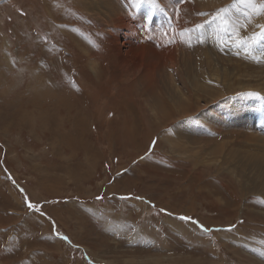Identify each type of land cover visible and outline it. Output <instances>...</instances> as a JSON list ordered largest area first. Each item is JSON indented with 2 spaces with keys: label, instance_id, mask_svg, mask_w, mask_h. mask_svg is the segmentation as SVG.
<instances>
[{
  "label": "rangeland",
  "instance_id": "rangeland-1",
  "mask_svg": "<svg viewBox=\"0 0 264 264\" xmlns=\"http://www.w3.org/2000/svg\"><path fill=\"white\" fill-rule=\"evenodd\" d=\"M177 1L125 61L87 0H0V264H264V0Z\"/></svg>",
  "mask_w": 264,
  "mask_h": 264
},
{
  "label": "bare ground",
  "instance_id": "bare-ground-1",
  "mask_svg": "<svg viewBox=\"0 0 264 264\" xmlns=\"http://www.w3.org/2000/svg\"><path fill=\"white\" fill-rule=\"evenodd\" d=\"M80 1V0H79ZM147 0H144V2L142 3V5L139 7V8H135L133 7V4L131 2V0H87V3L90 4L91 6V9L94 11V14L98 20L100 21L101 25L105 27L106 29V33H105V38L108 39L111 43V46L110 48L108 49V51L110 52H117L120 54V57L123 58V60L125 59V61L128 59L132 60L134 58H144V55L147 54V56L149 55V58H150V55H153L154 53H158L162 47L160 48V46L162 45V43H164V39L167 40L166 38H168V42L165 45V48H168V47H176L178 48L179 46H177V44H175V34H179L181 35V33L178 31L182 28V26H188L190 24V18L189 16H187L186 14L184 15L183 11H177L178 9H176V12H175V8L178 6V5H175L174 3L176 2H179L177 0H171V3L170 5L172 6H175L170 9H172L173 11V14H172V18L174 16V23L173 21L170 22V24H172V27H171V32L168 34V35H171L173 36L172 38L170 37H167V36H163V34L165 33V31L168 30V28H165L164 32H160V30H157L156 32H152L151 31V28L152 29H156V27L158 26V23L157 22H153V19L150 17V14L152 13L150 11L151 9V5L148 6L147 3H146ZM168 1V0H167ZM187 1V0H186ZM151 2V1H150ZM156 2V0H155ZM160 2H163V1H160ZM183 2V1H182ZM164 3V2H163ZM162 3V4H163ZM160 4V3H159ZM181 4V2H180ZM164 6H167L166 3L163 4ZM194 5V4H192ZM190 6V4L188 5ZM161 7V6H160ZM192 8V6H191ZM190 9V8H189ZM168 10V9H167ZM180 10H182L180 8ZM149 11V12H148ZM169 12V11H168ZM171 12V11H170ZM176 13V14H175ZM97 20V19H96ZM172 20V19H171ZM99 27V26H98ZM158 29V28H157ZM98 30V29H97ZM163 36V37H162ZM183 37V34L181 35ZM185 36V35H184ZM169 38L171 39V41H169ZM188 38V37H186ZM163 39V40H162ZM179 41H181L180 43H182L183 40H178V44H179ZM177 42V41H176ZM184 43L183 44H179L180 46H186L187 45V42L183 41ZM82 43V42H81ZM81 46V45H80ZM183 47V48H184ZM139 48V49H138ZM174 48V49H176ZM180 49V48H179ZM189 49V48H188ZM88 52L89 50L86 49ZM71 52V51H70ZM171 52H175L174 50H168L166 49V53L170 54ZM90 53V56L92 58H90L88 61H89V65L92 67V68H96V63H97V60L100 61L102 58H105L106 57V52H99V53H95L96 55H94L92 52H89ZM108 53V52H107ZM73 55V53L69 54L68 56L71 58V56ZM175 55V54H174ZM155 56V55H154ZM157 56H155L156 58ZM72 58H74V56H72ZM67 59V58H66ZM76 59V58H75ZM166 59V57H165ZM162 60V59H158V67H166L168 72L170 74L174 73L173 70L170 69L171 66H175L178 64V61L177 58H170V60L172 61V63L170 64L169 68L167 67L168 64H167V61ZM147 60V59H145ZM144 60V61H145ZM66 61V60H65ZM75 61V60H74ZM140 61V60H139ZM67 62V61H66ZM103 62V61H102ZM148 62V61H147ZM64 63V62H63ZM130 63V62H129ZM135 63V62H134ZM156 63V62H155ZM59 64V63H58ZM98 65V64H97ZM129 65V64H128ZM142 65V64H141ZM145 65V64H144ZM71 66V64H70ZM147 66V65H145ZM157 64L154 65V66H150L147 70L148 72L150 73V75H148L149 73L148 72H143L141 75V78L142 80H147L145 85H147L150 89L152 88L153 91H154V86L156 85V82H157V87H158V90L162 93H164L165 95H167V88L164 89L166 91H164L163 89H160L161 88V84L162 83H166V82H161L160 84V81H158L156 79V75H157ZM129 67V66H127ZM72 68V67H71ZM144 68V66H143ZM147 68V67H146ZM54 69V68H53ZM74 69V68H73ZM136 69H139L138 65L134 66L132 69L130 70H127V72H130L132 70H135ZM142 69V67H141ZM161 69V68H160ZM76 70V69H75ZM84 70V69H82ZM124 70V69H123ZM55 71V70H54ZM144 71V69H143ZM159 71V70H158ZM75 72V71H74ZM95 72H98L95 70ZM138 72V71H137ZM71 73V72H70ZM139 73V72H138ZM148 73V74H147ZM134 74V73H133ZM68 75V74H67ZM66 75V76H67ZM126 75V74H125ZM132 75V73H131ZM149 76L148 78L149 79H145V77ZM174 75V74H173ZM172 75V76H173ZM53 76V74H52ZM65 76V77H66ZM163 76V75H162ZM71 77V75H70ZM140 77V76H139ZM51 78V77H50ZM159 78V77H158ZM76 79V78H75ZM128 79V77L126 78ZM130 79V78H129ZM128 79V80H129ZM72 80V79H71ZM84 80V79H83ZM131 80V79H130ZM161 80V79H159ZM169 80V79H168ZM76 81V80H75ZM80 81V80H79ZM161 81H164V79H162ZM174 81V80H173ZM71 82V81H70ZM74 82V81H73ZM82 82V81H80ZM72 83V82H71ZM85 83V82H84ZM139 83V82H138ZM143 83V82H142ZM169 83V82H167ZM166 83V84H167ZM172 84H174L173 82H171ZM76 84V83H75ZM141 84V83H140ZM171 84V85H172ZM139 85V84H138ZM144 86V84H141ZM163 85V84H162ZM175 85H176V81H175ZM93 86V85H92ZM137 86V85H136ZM168 86V85H167ZM166 86V87H167ZM170 86V84H169ZM81 87V86H80ZM83 87H86V85L84 84ZM146 87V86H145ZM174 87V86H173ZM87 88V87H86ZM93 88V87H92ZM142 88V87H141ZM77 89V88H76ZM82 89V88H81ZM89 89V88H88ZM137 89V88H136ZM135 89V90H136ZM140 89V88H139ZM146 89V88H145ZM149 89V90H150ZM170 89V88H169ZM85 90V89H84ZM86 91V90H85ZM89 91V90H88ZM152 91V92H153ZM156 91H157V88H156ZM147 92V91H146ZM151 92V93H152ZM155 92V91H154ZM170 92V91H169ZM168 92V93H169ZM79 93V92H78ZM84 93L85 92H81ZM87 93V92H86ZM85 93V94H86ZM93 94L92 96L96 97L98 96V92L97 90H93L91 89L90 90V94ZM164 94H162L161 96H163ZM79 95V94H78ZM169 95H172V94H169ZM168 95V96H169ZM80 97V96H78ZM84 97H82L83 99ZM153 98V97H152ZM162 98V97H161ZM160 98V99H161ZM80 99V98H78ZM77 99V100H78ZM81 99V101H82ZM88 99V98H87ZM148 99V98H147ZM158 99V98H157ZM38 100V99H37ZM52 101V100H51ZM88 101V100H87ZM151 101V100H150ZM160 101H163V100H160ZM163 104V103H161ZM165 104V103H164ZM89 104H85L84 107L82 105V111L84 112L85 114V119L88 120V116H90V112L88 110V106ZM55 107V106H54ZM97 107V106H96ZM98 109V108H97ZM94 114V112L92 113ZM96 116V115H95ZM105 116V115H104ZM187 122H190V121H187ZM183 124V123H182ZM185 124H186V121H185ZM189 132V131H187ZM189 134V133H188ZM200 140V139H199ZM259 149L257 151H255V153L257 154V160H254V163L255 165L254 166H257L259 170H261V172L258 174V177L259 179H261V181L264 183V146L262 147H258ZM91 162V161H90ZM256 167V168H257ZM254 169V168H253ZM257 188V187H256ZM260 188H263V187H260ZM261 190V189H260ZM262 191V190H261ZM261 193V192H259ZM264 193V192H263Z\"/></svg>",
  "mask_w": 264,
  "mask_h": 264
},
{
  "label": "snow or ice",
  "instance_id": "snow-or-ice-1",
  "mask_svg": "<svg viewBox=\"0 0 264 264\" xmlns=\"http://www.w3.org/2000/svg\"><path fill=\"white\" fill-rule=\"evenodd\" d=\"M131 2L133 4V7L139 8L142 5V3L144 2V0H131ZM153 2H155V0H153ZM245 2L251 4L253 2V0H245ZM221 11H223V10H221ZM260 11H264V5L261 6ZM200 15H205V13H200ZM217 18H219V17H217ZM220 19H221L223 25L227 24L226 20H223L222 18H220ZM197 27H201V25H197ZM28 207L32 208L33 205L29 204ZM36 210L39 211V209H36ZM181 219L182 220H191V217H181ZM201 228H203V225H201ZM229 230H231V228ZM63 239L67 240V237H63Z\"/></svg>",
  "mask_w": 264,
  "mask_h": 264
}]
</instances>
